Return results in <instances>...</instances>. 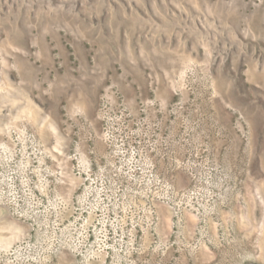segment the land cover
<instances>
[{
	"label": "rangeland",
	"instance_id": "1",
	"mask_svg": "<svg viewBox=\"0 0 264 264\" xmlns=\"http://www.w3.org/2000/svg\"><path fill=\"white\" fill-rule=\"evenodd\" d=\"M0 264H264V0H0Z\"/></svg>",
	"mask_w": 264,
	"mask_h": 264
}]
</instances>
